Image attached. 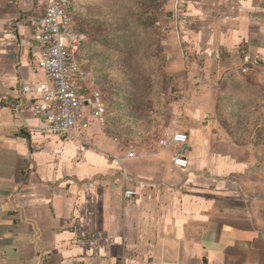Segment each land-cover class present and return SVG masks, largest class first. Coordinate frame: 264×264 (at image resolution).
Returning <instances> with one entry per match:
<instances>
[{
  "label": "crops",
  "instance_id": "0c3cea01",
  "mask_svg": "<svg viewBox=\"0 0 264 264\" xmlns=\"http://www.w3.org/2000/svg\"><path fill=\"white\" fill-rule=\"evenodd\" d=\"M96 2L70 0L83 36L72 11ZM47 4L0 0V264H264V144L224 124L223 85L264 71V0L174 1L167 64L197 78L181 91L185 121L148 149L112 131L106 105L83 135L43 131L31 105L47 76L31 21ZM81 48L78 89L121 96Z\"/></svg>",
  "mask_w": 264,
  "mask_h": 264
},
{
  "label": "rangeland",
  "instance_id": "374dc122",
  "mask_svg": "<svg viewBox=\"0 0 264 264\" xmlns=\"http://www.w3.org/2000/svg\"><path fill=\"white\" fill-rule=\"evenodd\" d=\"M174 1L97 0L72 11L85 35L80 57L86 59L90 52L94 68L108 75V81L102 78L99 84L121 91L117 97L110 88L99 89L108 107L106 121L138 149L155 147L185 121L186 94L181 91L189 89L188 75L197 78L196 67L167 64L164 28ZM250 68L237 87L223 84L229 94L224 124L236 136L264 144V71Z\"/></svg>",
  "mask_w": 264,
  "mask_h": 264
},
{
  "label": "built area",
  "instance_id": "2783aa9c",
  "mask_svg": "<svg viewBox=\"0 0 264 264\" xmlns=\"http://www.w3.org/2000/svg\"><path fill=\"white\" fill-rule=\"evenodd\" d=\"M69 4L70 0H48L44 14L31 21L39 53L37 65L47 76L31 107L40 117L43 131L61 137L83 135L92 119H104L106 110L99 91L83 92L75 84L78 76L85 78L77 59L83 35L74 27ZM186 139V133H174L171 142L183 144ZM173 161L180 167L187 165L182 152ZM133 194L125 192L126 196Z\"/></svg>",
  "mask_w": 264,
  "mask_h": 264
}]
</instances>
